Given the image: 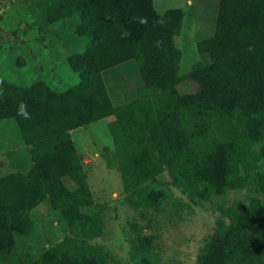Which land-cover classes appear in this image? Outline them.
I'll list each match as a JSON object with an SVG mask.
<instances>
[{"label":"trees","instance_id":"trees-1","mask_svg":"<svg viewBox=\"0 0 264 264\" xmlns=\"http://www.w3.org/2000/svg\"><path fill=\"white\" fill-rule=\"evenodd\" d=\"M46 18L77 14L88 37L67 61L80 81L64 91L45 81L20 86L0 78V121L14 119L29 146L31 167L0 177V260L26 264L15 234L31 236L33 210L49 202L69 235L31 264H110L112 253L90 240L103 234L100 214L71 131L109 122L127 203L158 212L168 194L159 176L200 204L252 187L264 196V0H219L214 34L196 46L206 59L180 73L185 11L160 13L154 0H42ZM135 60L145 96L116 106L103 72ZM185 80L195 92L181 93ZM24 104L28 117L19 114ZM252 147L245 174H230L228 149ZM14 153L10 151L9 156ZM198 264H264V198L225 208ZM139 229L138 224H132ZM136 264H165L151 235L131 237Z\"/></svg>","mask_w":264,"mask_h":264},{"label":"rangeland","instance_id":"rangeland-1","mask_svg":"<svg viewBox=\"0 0 264 264\" xmlns=\"http://www.w3.org/2000/svg\"><path fill=\"white\" fill-rule=\"evenodd\" d=\"M41 1L0 0V78L20 86L45 81L53 90L64 91L80 81L67 57L85 50L89 38L76 33L80 22L77 14L63 13L50 21ZM159 1H165L170 8L174 6L173 0H156L157 4ZM178 5L187 14L182 34L176 37L183 51L180 73L186 74L207 57L198 52L196 44L213 35L211 27L213 22L216 24L217 10L213 0H180L176 2ZM206 29L209 32L203 33ZM185 38L188 41L181 43ZM103 77L116 106L149 93L135 60L107 69ZM196 90V83L190 80L179 85L181 93ZM114 118L107 117L79 127L74 134L93 194L89 209L100 214L104 223L103 234L90 243L112 253L114 258L110 264H136L131 253V237L138 233L153 237L154 249L163 263L198 264L203 247L215 233L217 220L223 218V210L236 202L249 203L254 197L264 198L250 186L229 190L211 201L195 204L172 183L166 170L159 176L168 194L166 209L158 212L133 207L125 200L109 129V122ZM22 145L24 141L17 122L11 118L1 120L0 156ZM242 148L227 151L230 174L235 179L244 177V155L253 152L252 147ZM33 218L36 228L31 236L15 234L26 264H31L70 233L58 222L48 201L33 210ZM132 224H138L139 229ZM0 264L5 263L0 260Z\"/></svg>","mask_w":264,"mask_h":264},{"label":"crops","instance_id":"crops-1","mask_svg":"<svg viewBox=\"0 0 264 264\" xmlns=\"http://www.w3.org/2000/svg\"><path fill=\"white\" fill-rule=\"evenodd\" d=\"M179 1L180 0H173V3H174L173 8H183V7H181V5L176 6V2H179ZM213 2H214V5L216 7L217 14H218L219 0H213ZM154 4H155L156 9L160 13L167 11V9H170V7H171L165 1H159L157 4L156 0H154ZM217 14H216V18H217ZM186 16H187V14L185 15V18H184L182 31L184 29V25H186ZM215 27H216V24H215V22H213L211 30L213 29V31H215ZM205 32H209V29H206L203 31V33H205ZM181 34L179 36H181ZM183 40L184 41L182 42V39H181V43H183V44H185V42L188 41V39L186 40V38ZM76 131H77V128L71 131V134H72L75 142H76V140L74 138V134ZM76 144H77V142H76ZM77 148L79 149L78 146H77ZM19 149H22L23 151H21ZM12 152L14 153L12 156H8V153L0 156V177H3V176H5L9 173H12V172H18V171L27 172L31 167V158H30V154H29V146L25 145V143H24V145H22L18 149L12 150ZM79 153H81V151H79Z\"/></svg>","mask_w":264,"mask_h":264},{"label":"clouds","instance_id":"clouds-1","mask_svg":"<svg viewBox=\"0 0 264 264\" xmlns=\"http://www.w3.org/2000/svg\"><path fill=\"white\" fill-rule=\"evenodd\" d=\"M25 105L21 104L20 109H19V114H22L25 118L28 117V113L25 111Z\"/></svg>","mask_w":264,"mask_h":264}]
</instances>
